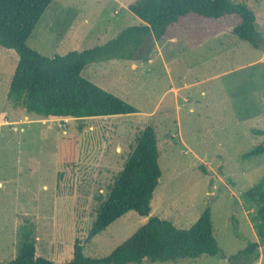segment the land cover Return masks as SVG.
Returning a JSON list of instances; mask_svg holds the SVG:
<instances>
[{
    "label": "rangeland",
    "instance_id": "1",
    "mask_svg": "<svg viewBox=\"0 0 264 264\" xmlns=\"http://www.w3.org/2000/svg\"><path fill=\"white\" fill-rule=\"evenodd\" d=\"M135 1L53 0L27 44L46 56L104 44L125 27L143 23L129 9ZM234 1L253 9L264 36V0ZM263 54L264 42L256 48L231 30L191 49L151 35L135 59L91 62L83 71L137 113L51 119L9 102L19 55L0 45V264L17 255L26 230L37 255L56 263L70 260L75 239L85 241L149 123L156 126L162 170L151 212H127L85 241L84 254L110 255L150 216L189 228L207 207L220 253L143 264H232L228 258L260 242L256 207L243 192L264 176V154L250 159L242 154L264 141L256 132L264 130ZM74 134L77 159L62 164L59 144ZM250 264H264V245Z\"/></svg>",
    "mask_w": 264,
    "mask_h": 264
},
{
    "label": "trees",
    "instance_id": "2",
    "mask_svg": "<svg viewBox=\"0 0 264 264\" xmlns=\"http://www.w3.org/2000/svg\"><path fill=\"white\" fill-rule=\"evenodd\" d=\"M53 0H0V45L14 49L19 60L12 76L7 98L22 112L51 119H81L138 112V108L105 90L83 75L91 62L111 59L133 60L152 35L172 44L195 48L220 33L233 36L259 48L264 36L256 27V14L244 2L234 0H136L129 9L142 24L125 27L115 38L64 55L46 56L32 49L27 41ZM146 58V56H144ZM264 135V130L257 129ZM77 135L59 144L58 160L72 164L77 159ZM264 154V141L242 154L244 159ZM156 126L149 123L136 137L123 169L100 205L85 241L109 227L129 211L149 216L151 200L162 170ZM199 168L207 173L204 165ZM247 203L256 207L260 242L228 258L232 264H244L259 257L264 245V176L243 192ZM17 255L3 264H143L217 255L221 248L214 235L210 207L189 228L150 216L148 221L120 244L110 255L91 258L84 254L85 241L76 238L73 256L63 263L37 255L30 231L22 232Z\"/></svg>",
    "mask_w": 264,
    "mask_h": 264
},
{
    "label": "crops",
    "instance_id": "3",
    "mask_svg": "<svg viewBox=\"0 0 264 264\" xmlns=\"http://www.w3.org/2000/svg\"><path fill=\"white\" fill-rule=\"evenodd\" d=\"M261 61L262 62H264V54L262 55V57H261ZM177 90V89H176ZM180 91V89H178V92ZM139 110V109H138ZM137 113V112H136ZM87 118H89V117H87Z\"/></svg>",
    "mask_w": 264,
    "mask_h": 264
}]
</instances>
